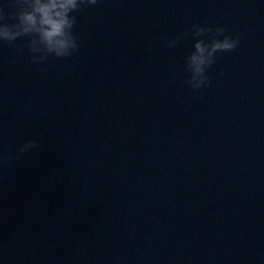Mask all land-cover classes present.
Wrapping results in <instances>:
<instances>
[{"label":"water","instance_id":"water-1","mask_svg":"<svg viewBox=\"0 0 264 264\" xmlns=\"http://www.w3.org/2000/svg\"><path fill=\"white\" fill-rule=\"evenodd\" d=\"M75 15L71 58L0 41V264H264V0ZM193 25L240 36L199 92Z\"/></svg>","mask_w":264,"mask_h":264},{"label":"clouds","instance_id":"clouds-1","mask_svg":"<svg viewBox=\"0 0 264 264\" xmlns=\"http://www.w3.org/2000/svg\"><path fill=\"white\" fill-rule=\"evenodd\" d=\"M99 2L100 0H48L47 3H42L41 0H35L33 10L28 11L25 6L30 0H15L10 14L0 8V41L14 47L15 41L28 37L25 46L32 55L33 64H44L50 57L71 58L79 52L80 47L78 36L74 33L77 24L75 13H79L85 6L94 7ZM9 18L16 23H4ZM190 34L196 42L193 45L194 51L186 59L185 70L191 75L185 83L194 92H199L211 84L207 72L216 62L217 54L235 51L240 44V36L234 37L229 28L201 25H193ZM188 35L189 33H184L177 36L168 46L174 48ZM37 37L42 47L36 46ZM39 147L38 140L30 139L19 148V153L22 155Z\"/></svg>","mask_w":264,"mask_h":264}]
</instances>
